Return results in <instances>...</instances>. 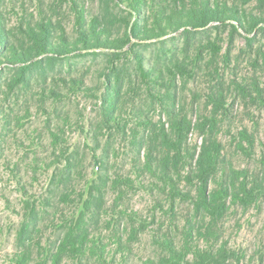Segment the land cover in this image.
<instances>
[{
  "label": "trees",
  "instance_id": "16d2710c",
  "mask_svg": "<svg viewBox=\"0 0 264 264\" xmlns=\"http://www.w3.org/2000/svg\"><path fill=\"white\" fill-rule=\"evenodd\" d=\"M263 121L264 0H0L5 264H264Z\"/></svg>",
  "mask_w": 264,
  "mask_h": 264
},
{
  "label": "rangeland",
  "instance_id": "374dc122",
  "mask_svg": "<svg viewBox=\"0 0 264 264\" xmlns=\"http://www.w3.org/2000/svg\"><path fill=\"white\" fill-rule=\"evenodd\" d=\"M47 3H50V0H46ZM35 6V5H34ZM33 10V9H32ZM14 22L16 23L17 20L14 19ZM240 44L241 46L244 45V40L240 38ZM89 61L87 60H78L76 63L73 62L71 66H66L63 70L64 74H72L74 76L79 75L82 73L83 65L88 64ZM93 62L90 61V65H92ZM101 61L98 62L97 65H100ZM94 65V69L96 67V64ZM79 68V69H78ZM78 69V70H77ZM92 68V73L91 75H88V84L95 86L98 82L97 77L95 75V71ZM75 71V74H74ZM88 101V102H87ZM94 103L93 100H84L82 102V105L78 110H76L74 107L70 112L73 114V116L81 115L84 114L87 118L90 117L95 110L91 105ZM85 107H87V110H85ZM93 117V115H92ZM35 125L40 127L43 125V120L41 119H36ZM263 130H262V136L264 140V121H263ZM77 135L73 134V138H75ZM83 137L80 139L81 141V146H83ZM90 147H82L81 152L83 150H86V158H87V151H90ZM23 152H18L15 153L14 157L15 158H22ZM231 158H233V161L235 164L242 165L243 167L247 166V162L242 158V157H237L233 155ZM3 155L0 153V264H5L4 260L5 257L8 256L14 246L15 240H14V230L11 227H8L10 223H14L17 220V216L15 214H12L11 211H9L6 207V201L5 198H10V200L14 203V205H17V198H18V193L16 191V187L8 182L7 179V173H2L4 168H3ZM93 167V166H92ZM91 168H89V171H91ZM95 167V171H96ZM28 183L29 186L32 182L31 179V174L27 175V178L25 179ZM43 182L44 178L39 179V182ZM38 182V183H39ZM39 188V187H37ZM17 209H19L17 205ZM18 212V210H17ZM262 226V218H254L253 219V229L249 230H244L241 232L240 236L237 238V243L239 244H244L245 247L249 248L250 251H253L256 249V247L259 245L260 241L264 242V229L261 228Z\"/></svg>",
  "mask_w": 264,
  "mask_h": 264
}]
</instances>
